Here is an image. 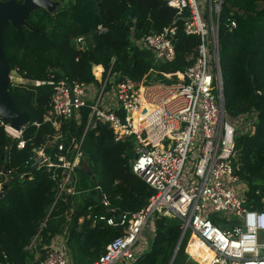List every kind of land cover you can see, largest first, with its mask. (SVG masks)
<instances>
[{
    "label": "trees",
    "instance_id": "obj_1",
    "mask_svg": "<svg viewBox=\"0 0 264 264\" xmlns=\"http://www.w3.org/2000/svg\"><path fill=\"white\" fill-rule=\"evenodd\" d=\"M8 1L12 0H0ZM69 1L70 6L60 8L58 14L40 8L28 17V25L18 28L8 23L3 32V52L10 67L29 80L46 83H15L9 88L17 109L30 115L23 149L5 131L9 120L0 117V264H39L53 238L65 231L74 264H95L107 245L123 235L121 227L94 222L95 215L112 213L100 201L96 184L117 214L140 211L155 193L132 170L130 161L136 156L132 138L117 140L106 123L86 131L89 107L82 109L80 122L75 118L64 121L62 131L67 146L73 139H83V163L88 162V167L77 170L92 179L95 192L78 203L84 189L77 172L80 193L71 195L59 194V179L53 178L46 165L30 169L34 149L55 133L44 122L54 93V85L48 82L98 83L95 65L121 73L137 85L143 80L170 82L164 73L184 71L193 63L201 42L198 35L186 33L183 15L167 0ZM229 17L236 20V27H230ZM172 25L177 26L173 61H160L151 50L136 45V39ZM79 37L84 38L83 47L77 42ZM220 61L227 112L239 125L245 115L253 123L251 130L237 133L234 161L237 174L248 184L249 205L258 208L264 200V0H224ZM49 152L55 156L57 150ZM149 223L154 237L136 264H170L179 243L173 264H196L186 253L190 233L183 235L181 218L156 216Z\"/></svg>",
    "mask_w": 264,
    "mask_h": 264
},
{
    "label": "built area",
    "instance_id": "obj_2",
    "mask_svg": "<svg viewBox=\"0 0 264 264\" xmlns=\"http://www.w3.org/2000/svg\"><path fill=\"white\" fill-rule=\"evenodd\" d=\"M167 1L183 15L186 33L201 39L193 63L184 71L164 73L170 82L143 80L137 85L102 65L93 67L98 83L49 81L54 93L44 122L50 123L55 133L34 149L33 160L42 159L38 166L46 165L53 178L59 179V194H79L75 174L85 160L83 139H73L67 146L62 125L73 118L80 122L82 109L89 107L86 131L106 123L117 140L132 138L136 153L130 161L132 170L155 190L145 208L117 214L108 195L96 184L100 201L112 213L95 215L94 222L121 227L123 235L107 245L95 264L135 262V248L156 216L182 219L183 235L190 233L186 253L196 264H264V200L261 207L249 205L248 184L237 174L234 161L241 125L225 106L220 61L224 0ZM228 22L231 28L237 26L231 17ZM176 32L177 26H168L135 43L151 50L156 59L170 62L176 57ZM77 42L85 45L83 37ZM9 76L10 86L46 83L29 80L12 67ZM248 118L245 115L243 121ZM252 124L247 121L245 126L251 129ZM4 126L7 135L17 139L18 148L23 149L26 125L16 129L9 122ZM51 148L57 150L55 156L49 152ZM39 264L74 262L62 241L47 247Z\"/></svg>",
    "mask_w": 264,
    "mask_h": 264
},
{
    "label": "water",
    "instance_id": "obj_3",
    "mask_svg": "<svg viewBox=\"0 0 264 264\" xmlns=\"http://www.w3.org/2000/svg\"><path fill=\"white\" fill-rule=\"evenodd\" d=\"M45 0H24L23 3L15 2L14 0L8 2H0V117L11 122L12 126L20 129L22 126L30 122V115L27 112H20L17 109L15 100L9 92L10 88V64L6 60L3 52V32L8 23H12L15 27H22L28 25L27 19L33 11L46 8ZM42 159L33 162L30 169L36 168ZM92 176V172L89 171ZM3 180H6L5 171H3ZM3 193H0L2 196ZM180 244L175 250L173 259L170 264H173L175 256L179 250ZM143 256H140L133 264L139 262Z\"/></svg>",
    "mask_w": 264,
    "mask_h": 264
},
{
    "label": "rangeland",
    "instance_id": "obj_4",
    "mask_svg": "<svg viewBox=\"0 0 264 264\" xmlns=\"http://www.w3.org/2000/svg\"><path fill=\"white\" fill-rule=\"evenodd\" d=\"M15 2H17V1H15ZM45 2L47 4L45 9L51 14H58L59 13L58 11L60 8L70 6L69 0H45ZM62 18L65 19L67 22H70L72 20L70 17H62ZM247 121L248 120L243 121V123L239 127L238 132H246V131L251 130L250 128L247 129L245 126V123ZM83 162H85V161L83 160ZM83 162L81 163L80 167H88V166H86L87 165L86 163H88V162H86V163H83ZM76 172L78 173V177L82 180L81 181L82 182V188L84 189V192L82 193L83 196L81 194H79L80 197H77V202L81 203L83 201V198L85 195L92 194V192L94 193L95 191H94V188H92L93 187V181L89 176L87 177L85 175L86 172L84 170H77ZM0 187H1V185H0ZM86 190L88 192H86ZM153 237H154V233L152 232V230L149 226L144 230V232L141 236L140 242L137 245V247L135 248V251L137 254V259L140 256H142L150 248ZM118 264H121V263H118Z\"/></svg>",
    "mask_w": 264,
    "mask_h": 264
},
{
    "label": "crops",
    "instance_id": "obj_5",
    "mask_svg": "<svg viewBox=\"0 0 264 264\" xmlns=\"http://www.w3.org/2000/svg\"><path fill=\"white\" fill-rule=\"evenodd\" d=\"M95 191V190H94ZM99 199H100V197H99ZM62 241H65V243H66V234L65 233H63V234H59V235H57V236H55L54 238H53V240H52V244L51 245H56V244H59L60 242H62Z\"/></svg>",
    "mask_w": 264,
    "mask_h": 264
}]
</instances>
